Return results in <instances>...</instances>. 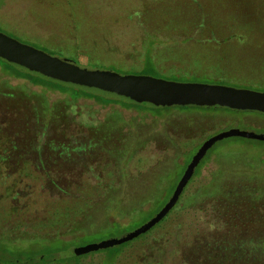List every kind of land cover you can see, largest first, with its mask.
Masks as SVG:
<instances>
[{
	"label": "rangeland",
	"instance_id": "rangeland-1",
	"mask_svg": "<svg viewBox=\"0 0 264 264\" xmlns=\"http://www.w3.org/2000/svg\"><path fill=\"white\" fill-rule=\"evenodd\" d=\"M0 31L90 68L264 92V0H0ZM147 58L154 72L146 67ZM179 73L180 77L171 76ZM3 78L12 86H24L26 93L43 91L50 101L67 97L58 90L7 76L0 69V80ZM5 101L6 97L0 98V127L12 112ZM61 109L64 114L57 124L66 134L57 140L73 145L96 140L92 132L98 124L113 112L118 114L114 122L119 124L122 136L115 134L117 138L114 136L108 144H126L136 150L123 164L125 176L111 183L110 188L117 189L116 195L127 204L154 184L158 186L151 196L154 208L162 203L181 171L174 143L200 145L208 136L229 128L264 133V115L254 112L238 117L230 112L142 110L118 103L104 105L86 96L76 99L66 110L61 104ZM259 144L238 137L215 143L198 173L184 187L169 220L158 222L146 235L143 233L144 237L129 241L125 247L68 253L75 247L120 237L149 219L154 209L128 217H106L100 206L94 207L89 220L103 222L104 226L91 227L88 235L72 240L66 231L54 227L45 228L48 239L32 234L13 242L5 240L13 233L8 223L20 221L9 214L7 221L5 217L0 220V264H35L37 255L43 258L41 264H181L179 247H188L201 233L208 237L217 230L224 231L215 182H224L220 191L227 197L256 188L257 182L250 179L264 175V165L255 164L259 150L252 149ZM101 152L88 160L89 164L82 163L87 158L80 154L81 158L74 157L78 163L60 165L51 162L52 158L43 159L41 165L33 153L26 155L32 161L25 166L18 159L21 153L0 152V158L5 156L2 158L6 160L0 162V211L4 204L13 208L14 214L23 206L26 210L38 209L40 213L35 217L39 219L53 213L65 196L48 187L39 177L42 173L50 178L57 176L55 182L59 185H69L78 196L87 195L91 200L97 186L93 175L109 170L101 163L106 161ZM40 153L46 157L47 152ZM170 161L172 166L156 175ZM36 174L39 176L35 179L31 177ZM72 175H78V179L66 183ZM115 219L128 220L120 228L109 227V221ZM121 247L114 255L113 249Z\"/></svg>",
	"mask_w": 264,
	"mask_h": 264
},
{
	"label": "trees",
	"instance_id": "trees-1",
	"mask_svg": "<svg viewBox=\"0 0 264 264\" xmlns=\"http://www.w3.org/2000/svg\"><path fill=\"white\" fill-rule=\"evenodd\" d=\"M147 66L154 72L151 67L150 58H147L146 60V67ZM0 69L7 76L24 79L31 84L39 85L46 89L58 90L59 92L65 93L67 96L63 100L58 99L50 101L43 91H30L29 93H26L24 86H12L6 78L0 80V98L6 97V101L4 103L6 106L11 107L9 110L12 111L10 112L9 117L6 116V122H4V124L0 127V152L2 154L5 152L21 153L18 156V159L22 160L21 162L23 163V166H25L24 164H26V162L29 163V161H32L26 155L33 153L37 155V159L41 165L44 163L43 159L45 158H52L53 161L51 162L60 165L62 163H78V161L74 160V157H80V154L85 155V158H87V160L82 163L85 162V164H89L90 162H88V160H91L96 156V154L102 151L101 153L103 154L101 155L106 158V161H102L101 163L104 165L103 167L105 169H109L106 170L105 173L99 171V174L93 175L97 181V186H95L94 189L95 197H92L91 200L86 198L87 195L82 197L80 195L78 196L69 185H59L58 182H55L57 181V176L55 178H50L49 175L45 173H42L40 176L38 174L34 176L32 175L31 177L34 179L38 176L43 177L44 182L48 187L56 189L64 195L65 198H61L55 206L56 208L54 209V212L43 219L35 217L40 213L38 209L31 207L29 210H26V206H23L20 207L19 213L14 214L13 208L11 209L2 204L4 208L0 211L3 212V215L0 216V220L4 219V222L7 221L9 214H13L14 216L16 215L15 218L17 217L20 220L18 221L16 219L13 224L8 223L7 227L8 229L11 228V232L13 233L6 235V237H4L5 240L13 242L15 239L29 238L32 234L39 236L40 238L48 239V232L45 231V228L49 227L63 229L66 231V235L69 234L72 236L69 238L71 240L78 237H85L86 234H89L88 231H90L91 227L97 229L99 226L103 225V222L97 224L94 221L89 220L94 207L98 208L99 206L103 209V213H105L106 217L112 214L119 215L120 217H128L130 214L133 215L135 213L142 212L143 210L149 211L150 209H154V213L150 216L151 218L169 199L186 165L197 148L200 146L198 144L194 145L192 142L186 143L184 141L174 143L176 150L174 154L177 157L176 163L181 165V171L172 187H170L167 193H165L166 196L160 205H157L154 208L151 201L152 194L158 190V186L154 184L149 185V187L137 198H134L131 203L125 204L116 195V193H118L117 189L110 188V184L114 181L119 182L121 177L125 176L123 173V164L127 159H130L133 156L136 147L127 148L126 144L115 147L108 144L115 134L120 137L122 136L119 124L114 122L115 116H118V114L113 112L109 118L104 119L100 124H98L96 130L92 132V136L95 137L94 139L96 140L85 144L73 145L69 141L64 143L57 140L59 137L65 136L66 134V130L64 131V129L59 127L57 124V120L64 114L61 109V104L65 106L66 110V108L69 105H72L76 99L81 96H86L92 97L104 105L118 103L123 107H134L142 110L155 108L128 104L119 100L104 98L102 96L46 81L21 72L2 60H0ZM181 75L182 73L171 76L180 77ZM29 97L34 98L35 100L31 101L28 99ZM156 109H162L165 112L172 109L186 111L230 112L234 115H238V117L248 113L247 111H235L227 108H201L190 106H174ZM115 138L117 137L115 136ZM238 138L248 139L243 137ZM225 140L226 138L222 141ZM251 140L258 142L260 143L259 145H261L254 146V148H252L254 150L256 147L259 150V160L256 159V166L264 165V141L256 139ZM212 148L213 147H211L206 152L205 156L199 161L193 172L194 175L198 173L200 167H202L205 163ZM40 152H47L46 157L42 158ZM2 157L5 156H1L0 158V162L3 164L6 160ZM170 158L171 157H169V159ZM171 166L172 163L170 161L169 164L161 167L156 175H162V173ZM72 179H74L73 181H76L78 179V175H72L71 178L68 176L66 183H72ZM250 181L257 182L256 188L251 191L243 189L242 192L234 194V196L231 197H227L225 193L220 191L221 187L225 185L224 182L221 180L215 182L214 185L216 186H214V191L215 194L218 193V199L220 200V210L218 213L224 219V221H222L224 231L217 230L208 235V237L201 233L200 235H196L194 237L188 247H179V256H181L179 259L183 261L181 264H264V175H256L255 178H251ZM114 199L116 200L115 202ZM179 199L180 196L177 202ZM139 201L143 202L139 203ZM173 208L162 220H160L159 224L169 220V215ZM127 220L128 219L125 221L119 220L117 222L115 219V221H109L110 224L108 223V226L120 228L121 226L127 224ZM146 220L136 224V227ZM104 223L106 226L107 222L105 220ZM230 230L234 233L237 231V234H234ZM146 233L144 234L146 235ZM144 234L137 236L132 239V241L140 238ZM232 235L234 236V240L231 237ZM128 242L129 241L121 243L119 246H123V244H125V247L128 245ZM113 250L114 255H116L122 250V247L115 248ZM60 253L61 252L57 253V256H59ZM41 263H43V258L37 255L35 258V264Z\"/></svg>",
	"mask_w": 264,
	"mask_h": 264
},
{
	"label": "water",
	"instance_id": "water-1",
	"mask_svg": "<svg viewBox=\"0 0 264 264\" xmlns=\"http://www.w3.org/2000/svg\"><path fill=\"white\" fill-rule=\"evenodd\" d=\"M0 60L21 72L46 81L147 108L190 106L264 114V92L222 84L177 82L151 75L122 74L107 69L90 68L73 60L52 55L1 31ZM236 136L264 141V133L237 128H229L209 136L192 155L169 199L151 218L120 237L75 247L68 253L77 255L114 247L147 232L176 204L206 152L216 142Z\"/></svg>",
	"mask_w": 264,
	"mask_h": 264
}]
</instances>
